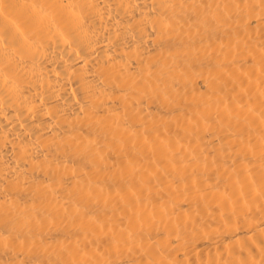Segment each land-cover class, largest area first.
Listing matches in <instances>:
<instances>
[{
  "label": "bare ground",
  "instance_id": "1",
  "mask_svg": "<svg viewBox=\"0 0 264 264\" xmlns=\"http://www.w3.org/2000/svg\"><path fill=\"white\" fill-rule=\"evenodd\" d=\"M0 264H264V0H0Z\"/></svg>",
  "mask_w": 264,
  "mask_h": 264
}]
</instances>
